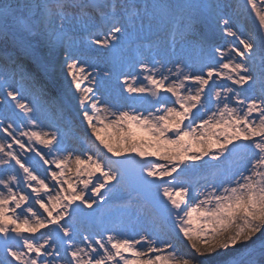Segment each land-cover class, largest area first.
Returning a JSON list of instances; mask_svg holds the SVG:
<instances>
[{"label":"snow or ice","instance_id":"obj_1","mask_svg":"<svg viewBox=\"0 0 264 264\" xmlns=\"http://www.w3.org/2000/svg\"><path fill=\"white\" fill-rule=\"evenodd\" d=\"M0 264H264V0H0Z\"/></svg>","mask_w":264,"mask_h":264},{"label":"rangeland","instance_id":"obj_2","mask_svg":"<svg viewBox=\"0 0 264 264\" xmlns=\"http://www.w3.org/2000/svg\"><path fill=\"white\" fill-rule=\"evenodd\" d=\"M149 2H151V0H149ZM169 2H172V3L179 2V3L198 4V3L204 2V0H169ZM244 26H245V28H250L251 24L250 23H245ZM158 37L160 39H162V40L169 39V37L167 36L165 31L160 26L154 25L153 29H152V33L149 35V38L152 39V40H156ZM218 42L219 43H223V41H218ZM117 47L122 49V55L124 56L126 62H131V61H133L135 59V57H136V50H135L136 49V45L135 44H129V42L127 40H122L121 44L118 45ZM169 51H171V50L169 49ZM176 53H177L178 57L182 56L184 58H189V57H193L194 58L195 55H196L192 51L191 45L188 42H184L183 51L181 50V44L178 42L177 45H176ZM98 66H100L101 69L103 70L106 67H108L109 65L104 60H101V61L98 62ZM97 74H99V72L98 73L96 72V75ZM111 82L115 85V82H117V81L115 79H113ZM162 94L166 95L164 93H162ZM45 125H47V121H44L40 126L45 128ZM77 135H83V132H81V134L77 133ZM139 135H143V134H139ZM169 135H171V133H169ZM72 145H73V142H72ZM105 155L110 156V154H108V153H105ZM149 159L155 160L156 158L153 156V157H150ZM30 166H34L35 167V171L39 175H41V177H46L47 176V174L45 173L44 169L42 168L43 165L42 166L39 165V159L38 158H35L34 161H31L30 162ZM47 180H50V178H47ZM46 182L51 183V181H46ZM113 185H115V182H112L111 184H109V186H112V188H113ZM132 190L133 189L128 186V183H127L126 178L124 176L123 182L121 184H119V185H116L112 192L104 191L103 192V194L105 196L104 202L100 205V207L98 209H97L96 205L93 206L94 209H96L97 218H100V217L103 216L101 214V212H100V210L103 207H105V206H107V205H109L111 203H115L117 201L123 200V198H129V200H130L132 198V197H130V191H132ZM87 195H90V192ZM121 202H123V201H121ZM143 202H144V199H143L142 196L138 197L134 201V203H136V204H143ZM127 206H128V204H123V203L121 204V207L123 209H126ZM84 211L85 212H91L92 210L91 209H84ZM124 218H125L124 220L127 221L128 217L126 215H125ZM118 221H121V220H118ZM90 226H91V222L85 220L84 227L85 228H89ZM42 231H46V230H42ZM180 251L184 252V251H186V249L181 248Z\"/></svg>","mask_w":264,"mask_h":264},{"label":"bare ground","instance_id":"obj_3","mask_svg":"<svg viewBox=\"0 0 264 264\" xmlns=\"http://www.w3.org/2000/svg\"><path fill=\"white\" fill-rule=\"evenodd\" d=\"M98 68L100 69L99 74H97L98 78L102 79V81H106L107 78L103 77V70L101 69L100 66H98ZM93 74L96 75V72L94 71ZM117 83H118V81L115 82V85L111 81L107 82V83H103L102 82L100 90L97 91L95 93V95L100 97L102 101H106L108 105L114 104L115 103L114 89H115V86H116ZM125 95H127V94L125 93ZM47 128H48V123H47V125H45V129L46 130H47ZM77 133L81 134L80 131H77ZM72 142L73 141L71 139L66 141V143L69 146H73ZM36 147L38 149L40 148L39 145H36ZM40 150L41 151H46V149H40ZM39 165L42 166L43 165L42 162L41 163L39 162ZM42 168L45 169V166L43 165ZM204 175H206V173L200 172V173L193 174L192 178L193 179H197V178L202 177ZM47 181H50V180H47ZM201 183H203V180H201ZM108 188H112V186L108 185ZM121 201H123V202H121ZM128 202H129V198H123V200L117 201L115 203H111V204L103 207L100 210L101 214L103 215L102 218H104L105 220H107L109 222H113V221L114 222H119L118 220H124L125 219L124 218L125 217V214H124L125 209H123L121 207V204L122 203L123 204H128Z\"/></svg>","mask_w":264,"mask_h":264},{"label":"water","instance_id":"obj_4","mask_svg":"<svg viewBox=\"0 0 264 264\" xmlns=\"http://www.w3.org/2000/svg\"><path fill=\"white\" fill-rule=\"evenodd\" d=\"M161 95H163V94H161ZM125 178H126V181L128 183V186L130 188L135 189L137 187L138 181H137V175L135 173L128 172L125 174ZM144 195H147V193H145ZM142 197L144 199V196H142ZM86 220H87V218H86Z\"/></svg>","mask_w":264,"mask_h":264}]
</instances>
